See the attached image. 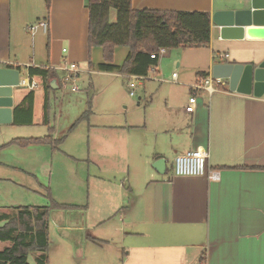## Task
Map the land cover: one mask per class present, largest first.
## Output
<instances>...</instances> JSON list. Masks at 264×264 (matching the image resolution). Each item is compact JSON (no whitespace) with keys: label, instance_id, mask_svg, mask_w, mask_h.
Instances as JSON below:
<instances>
[{"label":"crops","instance_id":"obj_1","mask_svg":"<svg viewBox=\"0 0 264 264\" xmlns=\"http://www.w3.org/2000/svg\"><path fill=\"white\" fill-rule=\"evenodd\" d=\"M85 3L50 0L47 10L44 0H0V67L18 69L22 78L29 75V67L47 71L46 76H31L35 88H13L12 122L0 125L30 126L39 118L46 128L41 134L13 139L46 138L30 145L50 150L40 149L34 162L50 173L58 167L55 151L75 158L60 149L67 133L50 124V97L56 99L67 86L76 92L82 73L89 78L91 73H123L98 69L103 53L100 46L89 47ZM221 5L222 0H131L134 9L209 13V42L181 47L205 52L202 66L194 67L195 81L203 77L198 74L212 75L217 63L264 59L261 32L221 39L212 21ZM39 21L47 22L46 32L29 29ZM70 64L77 66L76 77L63 87L64 78L74 74ZM92 88L89 79L87 89ZM188 98L179 105L166 101L165 115L154 122L107 125L89 118L87 161L95 170H88L86 203L48 209V245L51 220L59 239L69 238V247L47 255V264H264V96L231 91L224 80L211 94L199 90L192 112L185 110ZM99 139L104 146H98ZM194 148L207 150V171H218V179L173 174L175 156ZM160 155L165 159L163 173L152 166ZM103 168L115 172L105 176ZM22 206L45 207H16Z\"/></svg>","mask_w":264,"mask_h":264},{"label":"rangeland","instance_id":"obj_2","mask_svg":"<svg viewBox=\"0 0 264 264\" xmlns=\"http://www.w3.org/2000/svg\"><path fill=\"white\" fill-rule=\"evenodd\" d=\"M114 20L115 10L111 8L109 21ZM127 52V46H117L112 55L113 63L121 65ZM204 59L205 52L194 48H167L164 55L159 57L157 67H151L147 75L142 76L143 79H136L134 75L125 73H91L89 78L82 73L76 79V92H71L69 86L61 88L56 99L50 97V124L56 126L57 132L65 130L67 138L60 149L75 158L55 151L54 163L58 167L53 169V173L34 164L41 150L50 153L47 146L10 142L17 136L41 134L46 128L39 118L36 117L34 124L30 126L0 125V206L44 205L49 207L50 212L73 205L70 203H86L88 170L90 174L95 170L94 165L87 161L89 118L92 122L107 125L145 120L154 122L165 115L166 101L179 105L188 98L189 84L195 82L194 67L202 66L200 64L204 63ZM173 72L177 76L175 80L172 78ZM89 79L93 85L91 91L87 89ZM129 83H134L135 87L129 88ZM131 90L133 95L129 94ZM87 94L91 95L90 107ZM55 114L56 120L53 119ZM101 145L104 146L105 143L99 139L98 146ZM105 172L106 170L102 174L112 176L115 171ZM0 212L9 213L10 209H0ZM51 224L50 220L48 256L56 252L55 249L61 251L69 247V238L67 241L62 237L61 241L60 236L54 233L56 228H52ZM9 245V241H0V250ZM33 257L30 253L28 261L32 262Z\"/></svg>","mask_w":264,"mask_h":264},{"label":"trees","instance_id":"obj_3","mask_svg":"<svg viewBox=\"0 0 264 264\" xmlns=\"http://www.w3.org/2000/svg\"><path fill=\"white\" fill-rule=\"evenodd\" d=\"M49 9L50 0H44ZM89 15V47L100 46L103 62L101 71L145 75L157 58L150 54L160 48L206 45L210 39V16L203 11H171L134 9L131 0H86ZM115 20L109 21L110 9ZM116 46H127L129 51L121 65H114L112 55ZM10 67V66H9ZM30 76H46L47 71L28 68ZM204 77L205 74H198ZM44 139H13L22 145ZM0 212V241L10 245L0 250V264H31L28 255H35L34 264H47L49 207H11Z\"/></svg>","mask_w":264,"mask_h":264},{"label":"water","instance_id":"obj_4","mask_svg":"<svg viewBox=\"0 0 264 264\" xmlns=\"http://www.w3.org/2000/svg\"><path fill=\"white\" fill-rule=\"evenodd\" d=\"M221 39H242L245 31L264 35V0H222L221 8L212 14ZM212 77L221 78L231 91L254 97L264 93V59L258 63H217L212 66ZM20 71L0 67V123L12 122L13 88L19 87ZM152 166L165 170V159L158 156Z\"/></svg>","mask_w":264,"mask_h":264},{"label":"built area","instance_id":"obj_5","mask_svg":"<svg viewBox=\"0 0 264 264\" xmlns=\"http://www.w3.org/2000/svg\"><path fill=\"white\" fill-rule=\"evenodd\" d=\"M40 28L44 32L47 31L48 24L46 21H39L36 24L30 25L29 29L35 31L36 29ZM165 48H160L157 53L150 54V58L154 59L165 53ZM227 56V55H225ZM69 70L73 72V76L67 75L64 78L63 81V87L67 85L74 77H76L77 72V66L75 64L69 65ZM27 75V74H26ZM142 76L145 75H135L134 77L136 79H143ZM172 78L175 80L176 73L172 74ZM224 84V80L221 78H214L212 75L204 76L197 81H195L191 85V95L188 98V103L185 107V110L187 112H192L194 110L197 98L196 94L199 90H205L208 93L215 92L220 85ZM19 86H24L28 88H35L37 86L36 81L31 78V76H26L25 78H22L20 76L19 78ZM135 85L134 83H129V87L133 88ZM72 91H76L77 87L75 85H72L71 87ZM130 94H133V91L130 92ZM264 96V93L263 95ZM208 157L207 150L203 148H194L187 150L183 153H180L175 156L173 160V174L176 176H201L204 174H207V177L211 180L218 179V171L216 170H209L207 171L206 168V160ZM207 172V173H206ZM195 264H204L203 261H198Z\"/></svg>","mask_w":264,"mask_h":264},{"label":"bare ground","instance_id":"obj_6","mask_svg":"<svg viewBox=\"0 0 264 264\" xmlns=\"http://www.w3.org/2000/svg\"><path fill=\"white\" fill-rule=\"evenodd\" d=\"M248 33H250V31H248Z\"/></svg>","mask_w":264,"mask_h":264}]
</instances>
